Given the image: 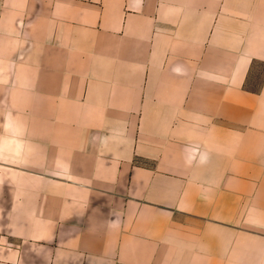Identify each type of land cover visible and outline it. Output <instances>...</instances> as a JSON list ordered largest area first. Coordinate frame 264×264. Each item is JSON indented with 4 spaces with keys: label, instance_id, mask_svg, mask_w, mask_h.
I'll return each instance as SVG.
<instances>
[{
    "label": "crops",
    "instance_id": "obj_1",
    "mask_svg": "<svg viewBox=\"0 0 264 264\" xmlns=\"http://www.w3.org/2000/svg\"><path fill=\"white\" fill-rule=\"evenodd\" d=\"M0 264H264V0H0Z\"/></svg>",
    "mask_w": 264,
    "mask_h": 264
},
{
    "label": "rangeland",
    "instance_id": "obj_2",
    "mask_svg": "<svg viewBox=\"0 0 264 264\" xmlns=\"http://www.w3.org/2000/svg\"><path fill=\"white\" fill-rule=\"evenodd\" d=\"M261 71L263 72V69H262ZM261 79H262V74H260V75L258 76L257 82L260 83Z\"/></svg>",
    "mask_w": 264,
    "mask_h": 264
}]
</instances>
